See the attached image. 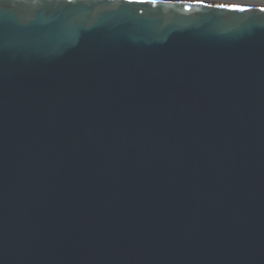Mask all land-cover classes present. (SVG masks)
I'll list each match as a JSON object with an SVG mask.
<instances>
[{"label": "water", "instance_id": "water-1", "mask_svg": "<svg viewBox=\"0 0 264 264\" xmlns=\"http://www.w3.org/2000/svg\"><path fill=\"white\" fill-rule=\"evenodd\" d=\"M0 264H264V0H0Z\"/></svg>", "mask_w": 264, "mask_h": 264}, {"label": "snow or ice", "instance_id": "snow-or-ice-1", "mask_svg": "<svg viewBox=\"0 0 264 264\" xmlns=\"http://www.w3.org/2000/svg\"><path fill=\"white\" fill-rule=\"evenodd\" d=\"M153 2H155V0H153ZM219 7H223V5H218ZM240 10H243V9H240Z\"/></svg>", "mask_w": 264, "mask_h": 264}]
</instances>
